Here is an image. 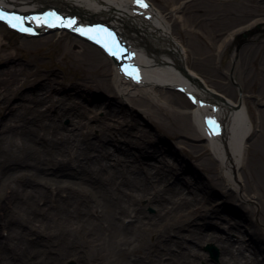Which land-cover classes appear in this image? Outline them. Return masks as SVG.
Returning a JSON list of instances; mask_svg holds the SVG:
<instances>
[{"label": "bare ground", "instance_id": "bare-ground-1", "mask_svg": "<svg viewBox=\"0 0 264 264\" xmlns=\"http://www.w3.org/2000/svg\"><path fill=\"white\" fill-rule=\"evenodd\" d=\"M0 2L20 10L57 7L77 13L82 21L110 22L139 51L146 73L143 85L126 81L101 49L68 33L57 40L55 34L20 36L21 47L39 53L22 61L3 48L0 35V63L8 64L0 70V232L9 230V240L0 239V264H57L67 257L79 264H185L187 258L190 264H198L206 255L197 247L207 242L220 250L219 262L208 264H264L260 226H264V57L246 76L253 84L260 83L261 97L255 103L263 110L254 122L244 96L239 101L225 100L188 67L187 49L158 8L147 10L153 17L146 19L134 13L132 0ZM172 3L173 11L184 8L186 12L183 27L193 41L195 63L214 70L218 43L230 44L224 35L247 6L241 0H190L184 7L183 0ZM253 12L264 15V6ZM202 24L209 29L207 38ZM261 48L264 44H251L243 53L253 56ZM43 49L53 51L47 69L40 66ZM181 81L221 107L225 132L215 143L205 140L198 112L211 114V108L196 109L185 95L174 91ZM90 104L103 115L92 112ZM64 119H69V125L63 124ZM150 123L172 129L207 174L202 176L177 159ZM96 129L99 135L94 138ZM198 140L210 147L213 158L204 157L206 150ZM150 151L157 162H147ZM165 152L171 153V161ZM73 164H81L80 170H74ZM181 171L189 172L191 185L175 178ZM170 180L173 185L167 186ZM87 186L97 190L94 200ZM144 199L147 203L141 204ZM39 201L45 202V217L38 215ZM7 205H13L11 210ZM148 206L155 212L149 214ZM98 213L102 218L94 216ZM122 215L131 220L124 223ZM55 216L58 222L53 221ZM207 216L209 225L204 222ZM217 227L235 229L240 237L234 242L212 230ZM31 232L38 237L28 242L25 235ZM82 236L88 237L85 243L78 242ZM76 243H80L77 248ZM173 247L183 249L181 255L173 253ZM11 254L17 261L9 259ZM41 256L46 259L40 260Z\"/></svg>", "mask_w": 264, "mask_h": 264}, {"label": "rangeland", "instance_id": "rangeland-1", "mask_svg": "<svg viewBox=\"0 0 264 264\" xmlns=\"http://www.w3.org/2000/svg\"><path fill=\"white\" fill-rule=\"evenodd\" d=\"M155 4V6L160 9L162 11V13H164V15L167 16V19L169 20L171 26L174 28L173 29V33L180 39V41L182 42V44L185 46V48L188 51V67L191 69H194L196 71H198V74L200 75L201 78H203L204 80H206V83L212 87L217 89L219 92V94H221L223 97L224 95H226L227 97H224L227 100H241L244 96L245 100H247L248 104H249V109L251 111V114L253 116V120L254 122H256V119L259 121V111L263 110V106H257L256 105V97L260 98V92H259V84L260 83H254L250 80H248L246 78L247 74L249 71H253L254 69L257 68V65L262 64V58L264 57V49H260L258 50L257 53H255L253 56H246L243 53V49L246 46H249L251 44H255L261 47L262 44H264V15H259V16H254V12L255 8H259L262 5L264 6V0H241L242 2H244V4L247 6V8H244V12L240 13V16L237 15L235 18V20L233 21V25L231 28L228 29V33L226 32V34L224 35V40H230V44L227 45H221V42L218 43L219 45V49L217 48L216 51L214 52L215 57H216V62H215V68L214 70H210L205 66H198L197 63H195V55H194V50H193V41L190 39V36L185 32L184 27H183V23L184 20L186 19V12L184 11V8H180L179 10L173 11V3L172 0H152ZM190 0H183L182 3V7H184V5H186L185 3H187ZM202 30L205 33V37H208L209 33V29H207L205 27L204 24H202ZM0 35H2L3 40H2V44H3V48L6 49L7 52H11L14 55H17L18 57L20 56L21 58H23L22 61H29L33 58H37V55L35 52L29 51L27 49H25L24 47H21V38L16 35L13 34L12 32L8 31L7 29H5L3 26L0 29ZM59 33L54 35V40H57L60 38ZM202 44H204L205 46H207L204 42H201ZM200 43V44H201ZM195 44V43H194ZM221 45V46H220ZM44 52V58L41 62H43V65L40 64V66H43L45 69L50 68L49 63L50 60L48 58V56H50L53 51L49 50L47 51V49H43ZM42 52V54H43ZM41 54V53H40ZM243 60L242 65H240V60ZM5 62L0 63V70L6 67ZM57 70L62 74L64 73V68L60 65L57 64L56 65ZM198 69H197V68ZM262 67V66H261ZM213 71V72H212ZM70 75V74H69ZM218 75L222 76L224 79L218 77ZM71 76V75H70ZM242 81V82H241ZM241 82L242 84V88L239 86V83ZM217 92V91H216ZM86 93L88 94H94L95 96H100L102 95V97L105 95L102 93H93L91 91H86ZM224 94V95H223ZM233 100H232V99ZM113 101V100H112ZM17 103V101H14V104ZM85 105H87V102H83ZM93 104L89 105V108L92 109ZM128 107H130V105L128 104ZM136 114H138V117L143 121L147 122V119L145 117V115L141 112H139L138 109L134 110ZM92 112H95V109H92ZM97 115L102 116L103 115V111L101 109H97V111L95 112ZM93 114V113H92ZM140 115V116H139ZM69 119H64L63 124L65 125H69ZM92 124H95L96 122L93 121L91 122ZM151 124V123H150ZM152 125V131H154L155 133H157L158 135L161 136L162 140L166 143H168L170 145V149L172 154H174L176 157H178L177 159H180V161L183 162H187L188 164H190L194 169H196V171H198L202 176L206 175L207 172L205 170H203L202 166H201V161L199 159H196L195 157H193L190 152L187 151V149L185 150L184 146H182V142L180 141L179 137H175V135H173V130L168 128V127H164L163 129L156 125V124H151ZM255 126L258 127V123H255ZM259 128V127H258ZM257 133V132H255ZM93 137L99 135V130L96 129L94 131H92ZM95 138V137H94ZM251 142V140H250ZM203 148L204 150H206L205 156L204 157H211L213 158L212 154L210 153V151L208 150L207 144L203 141V140H198V142ZM113 146V145H112ZM116 146V145H115ZM114 146V148H115ZM166 158L167 161L169 159L170 160V156L171 153L169 152H165L163 154ZM161 157V155H160ZM147 162H151V163H155L156 158L152 156V152L150 151V156L148 155L146 157ZM157 162V160H156ZM122 164V163H120ZM73 168L74 170H80L81 168V164H79V167L77 164H73ZM132 175V174H131ZM187 177H191L189 172H179L175 178L178 179H186V184L188 183V185H191L189 183V179H187ZM173 180L167 181V186H172ZM152 182V181H151ZM87 194L89 196H91L93 198V200L98 197V193L97 190L91 187H86ZM212 191L216 194H220L221 195V191L219 190V188H214L212 189ZM60 192H62V189H60ZM65 195V192L62 193V195ZM166 195V194H165ZM167 196V195H166ZM58 198L60 197L59 195L57 196ZM221 197V196H220ZM220 197H216V200H219ZM117 196L113 198V200H117ZM147 200H143L141 201V204H146ZM51 206L55 208V204L51 203ZM8 206V205H7ZM13 205H10L8 207H6L8 210H11ZM242 208H246L247 205L243 204L240 205ZM39 207H40V211H38V215L41 217H45L46 215V211L44 210L45 207V202L43 201H39ZM239 207V206H238ZM100 209V208H99ZM146 210L149 214L154 213L155 212V208L153 206H148L146 207ZM215 210H219L221 212V214L225 213V210H223V207H217L215 208ZM239 210V209H238ZM133 215V214H131ZM96 218H102L101 213H98L97 215H94ZM122 221H124V223H127L131 220V218H128V216L122 215ZM127 217V218H126ZM59 217L55 216V219H53V221L58 222ZM208 220V221H207ZM212 220H217L219 221L218 218H212ZM204 222L209 225L210 221L208 219L204 220ZM259 224V223H258ZM261 227L264 228V226H262V224L260 225ZM3 226H1L0 231L2 229ZM79 233H82V229L79 227L78 228ZM210 231H216L219 234H224V235H228L230 236L232 239H234V242L237 241V239L240 237V234L238 233V231H236L235 229H233L232 232H228L227 230H225V228L223 227H217L216 229H209ZM246 232H247V228H246ZM0 239L1 240H6L8 241V233L9 230H5L3 232H0ZM47 231L44 230L43 234L46 235ZM57 233V237H59V235L61 234L60 231H56ZM249 233V230H248ZM83 234V233H82ZM38 236L37 235H33V233H29L27 235H25L26 241L30 242V240L35 241L36 238ZM173 238H177V235H173ZM88 237H84L82 236L80 240H78V242H83L85 243L87 241ZM61 242V241H60ZM188 243L193 244L192 240H188ZM211 245L212 247H214L213 250H210L207 248V246ZM80 243H76L75 247H79ZM197 248L200 249V251L202 253H205L206 258L204 260H202L200 263L198 264H208V263H217L219 262L220 259V250L219 247L214 243V242H207L205 243L203 246H198ZM183 249L181 248H176L173 247L172 248V252L176 253L178 255H181ZM3 252L0 249V260L2 259ZM136 256H132L131 260L134 261V259L137 260ZM167 256V255H166ZM169 256L171 257V255L169 254ZM193 258H195L193 256ZM10 260H13L14 262L17 261V257H13L12 258V254L9 256ZM39 259H46L45 256H41L39 257ZM185 260V264H190L189 261L190 259H184ZM79 264V262L77 261V259H75L74 257H67L65 258L63 261H59L57 264ZM101 264V263H100Z\"/></svg>", "mask_w": 264, "mask_h": 264}, {"label": "snow or ice", "instance_id": "snow-or-ice-1", "mask_svg": "<svg viewBox=\"0 0 264 264\" xmlns=\"http://www.w3.org/2000/svg\"><path fill=\"white\" fill-rule=\"evenodd\" d=\"M137 3H141L142 4V0H137ZM143 7H147V4H142ZM9 16H11V18H9ZM0 18H4L8 21L9 24H11L13 27H17L19 26V22L22 20V17H19L18 15H16L15 13L12 14H7L4 13L2 9H0ZM87 34V33H85ZM110 35V34H109ZM95 39V37H93ZM113 46L117 45V42L113 40L112 42ZM105 47H109V45L106 43ZM109 50L112 51V48L109 47ZM113 54H116L115 52H113ZM208 123L210 125H214V120H212L211 118H209Z\"/></svg>", "mask_w": 264, "mask_h": 264}, {"label": "water", "instance_id": "water-1", "mask_svg": "<svg viewBox=\"0 0 264 264\" xmlns=\"http://www.w3.org/2000/svg\"><path fill=\"white\" fill-rule=\"evenodd\" d=\"M207 248H208V249H212V247H211V246H208Z\"/></svg>", "mask_w": 264, "mask_h": 264}]
</instances>
